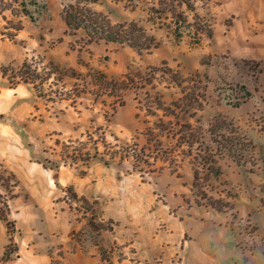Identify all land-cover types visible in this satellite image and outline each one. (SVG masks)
I'll list each match as a JSON object with an SVG mask.
<instances>
[{
	"label": "rangeland",
	"instance_id": "1",
	"mask_svg": "<svg viewBox=\"0 0 264 264\" xmlns=\"http://www.w3.org/2000/svg\"><path fill=\"white\" fill-rule=\"evenodd\" d=\"M98 1L94 8L115 22H141L158 48L139 55L127 46L89 43L83 32L66 28L62 12L71 0H19L16 8L32 19L6 13V29L0 17V33L17 37L0 34V92L6 88L0 94V177L13 173L20 182L16 188L9 180L7 191L0 184L18 248L2 261L9 238L0 221L6 232L0 264H37L21 256L25 244L36 255L46 253L49 264H264V0H190L189 21L200 15L210 35L183 29L182 38L170 19L150 21L160 0ZM25 62L41 73L54 63L82 74L99 71L108 80L161 65L184 75L206 73L213 93L207 110L225 115L255 144L257 163L243 168L224 160L221 182L230 195H218L231 207L198 208L186 165L177 174L163 162L150 167L126 158V147L134 140L145 145L143 134L154 123L144 108L148 88L128 91L119 105L112 96L44 99L31 85L13 91L3 77L2 69L17 71ZM161 80L152 81L159 90L167 86ZM30 161L52 177H38Z\"/></svg>",
	"mask_w": 264,
	"mask_h": 264
},
{
	"label": "trees",
	"instance_id": "2",
	"mask_svg": "<svg viewBox=\"0 0 264 264\" xmlns=\"http://www.w3.org/2000/svg\"><path fill=\"white\" fill-rule=\"evenodd\" d=\"M18 3L19 0L0 1V17L6 22L5 29L11 23L6 13L16 17L23 14L32 19L27 10L16 8ZM94 5L101 4L98 0H71L67 3L62 12L67 30L83 32L90 38L89 43L105 42L127 46L139 55L151 53L158 48V42L141 22H115L109 15L94 8ZM185 8L190 12L195 11L190 0H160L150 9V21L170 19L173 24L172 31L178 38L184 36L183 29L195 36L210 35L204 19L195 14L193 22H190ZM20 26L21 24L15 29L21 31ZM1 35L8 36L5 33ZM8 39L14 41L17 37L8 36ZM47 70L41 73L25 62L17 71L13 68L2 69V75L8 80L12 90L21 84L31 85L41 98L58 95L66 101L72 94L75 97L112 96L116 105H119L128 91L137 92L148 88L149 90L144 91L148 100L144 103V108L147 115L154 119V123L143 134L146 144L141 146L140 140H134L126 147V158L150 167H154L157 162H163L170 167L175 166L174 171L177 174L186 165L191 177V199L198 208L222 212L231 207L230 203L218 195V191L230 195L226 185L221 182L224 176V160H231L233 164L243 168L257 163L254 158L255 144L225 115L207 110V100L213 93L206 73L184 75L179 70L161 65L148 68L146 72H136L124 80H108L99 71L82 74L54 63H50ZM157 78L167 84L164 89L159 90L156 84H152ZM73 80L80 81V84L77 83L73 89L67 90L66 85ZM49 88H57V91H48ZM174 90L178 92L172 94ZM239 105L236 103L234 107ZM153 169L152 173L157 172L156 168ZM9 180H13L16 188L20 187L19 180L11 173L8 180L0 177L1 187L6 191L10 189ZM9 216L8 204L0 197V221L6 226L9 238V245L2 257L3 262L10 261L11 256L18 252L14 244L15 223ZM12 245L15 246L13 252L10 249Z\"/></svg>",
	"mask_w": 264,
	"mask_h": 264
},
{
	"label": "crops",
	"instance_id": "3",
	"mask_svg": "<svg viewBox=\"0 0 264 264\" xmlns=\"http://www.w3.org/2000/svg\"><path fill=\"white\" fill-rule=\"evenodd\" d=\"M10 91H12V90H10ZM13 91H16V92H22L23 90L22 89H20V88H18V89H16V90H13ZM3 92L6 94V88L2 91V92H0V94H3ZM28 94H26V96H27ZM0 158H3L2 157V153H1V148H0ZM4 159V158H3ZM29 164H31L33 167H34V169L35 170H33L35 173H37L38 175V177H46L47 179H49V178H51L52 177V174H49V170H45L42 166H40V165H38V164H36V163H33V162H29ZM11 165H12V163H11ZM9 166V165H8ZM9 168H10V170H12V171H14L17 175H19L21 178H22V180L24 181V179H23V175L16 169V168H12L11 166H9ZM2 224L0 223V235H2V236H5L6 237V232H5V229H4V227H2L1 226ZM7 241H6V239H5V242H2V244L1 245H3V246H5L7 243H6ZM20 245V244H19ZM20 247V254H21V256L23 257V258H25V257H27L28 258V262H32V260L33 261H35V263H37V264H49L50 262V258H49V256L45 253H42V254H38V255H36L35 253H34V250H32V248H30L29 250H28V244H25L24 245V251H22V245L21 246H19ZM3 250H4V248L3 249H1L0 250V254L3 252Z\"/></svg>",
	"mask_w": 264,
	"mask_h": 264
}]
</instances>
